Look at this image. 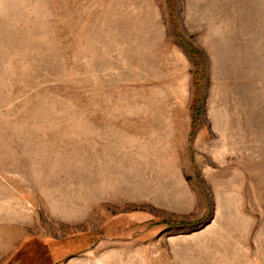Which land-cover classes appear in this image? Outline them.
Instances as JSON below:
<instances>
[{
    "label": "rangeland",
    "instance_id": "1",
    "mask_svg": "<svg viewBox=\"0 0 264 264\" xmlns=\"http://www.w3.org/2000/svg\"><path fill=\"white\" fill-rule=\"evenodd\" d=\"M0 264H264V0H0Z\"/></svg>",
    "mask_w": 264,
    "mask_h": 264
}]
</instances>
